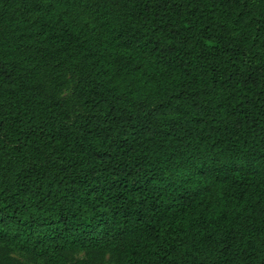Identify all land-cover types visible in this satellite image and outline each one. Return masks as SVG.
<instances>
[{"label":"trees","instance_id":"obj_1","mask_svg":"<svg viewBox=\"0 0 264 264\" xmlns=\"http://www.w3.org/2000/svg\"><path fill=\"white\" fill-rule=\"evenodd\" d=\"M0 264H264V0H0Z\"/></svg>","mask_w":264,"mask_h":264},{"label":"rangeland","instance_id":"obj_2","mask_svg":"<svg viewBox=\"0 0 264 264\" xmlns=\"http://www.w3.org/2000/svg\"><path fill=\"white\" fill-rule=\"evenodd\" d=\"M72 84H70V86L67 88V89H65V91L62 93V95L64 96V97H67V96H70L71 95V93H72V90H71V88H72Z\"/></svg>","mask_w":264,"mask_h":264}]
</instances>
